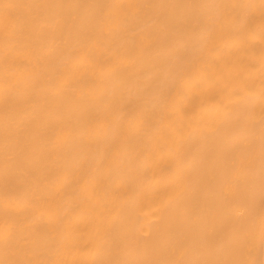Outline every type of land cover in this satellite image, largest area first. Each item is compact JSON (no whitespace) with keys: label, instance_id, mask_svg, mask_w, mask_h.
<instances>
[{"label":"bare ground","instance_id":"bare-ground-1","mask_svg":"<svg viewBox=\"0 0 264 264\" xmlns=\"http://www.w3.org/2000/svg\"><path fill=\"white\" fill-rule=\"evenodd\" d=\"M0 264H264V0H0Z\"/></svg>","mask_w":264,"mask_h":264}]
</instances>
